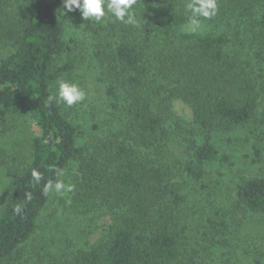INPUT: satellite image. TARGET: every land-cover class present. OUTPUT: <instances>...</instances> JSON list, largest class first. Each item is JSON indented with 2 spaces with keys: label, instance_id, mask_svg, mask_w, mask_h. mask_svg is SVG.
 Returning <instances> with one entry per match:
<instances>
[{
  "label": "trees",
  "instance_id": "trees-1",
  "mask_svg": "<svg viewBox=\"0 0 264 264\" xmlns=\"http://www.w3.org/2000/svg\"><path fill=\"white\" fill-rule=\"evenodd\" d=\"M184 4L137 0L139 25L106 15L85 21L80 34L88 40L71 39L107 68L96 106L103 136L83 138L62 106L48 99L52 83L75 66H54L67 48L62 0H25L13 49L0 57V107L21 108L39 132L31 161L3 203L0 264L30 240L51 194H43L44 183L73 160L87 169L84 195L99 199L111 224L97 245L53 264H211L213 244L204 238L187 247L171 206L183 200L180 181H203L221 158L218 134L253 116L264 90V0H217V15L202 18L197 33L186 29ZM0 26V33L11 32ZM174 98L190 106L191 118L174 111ZM33 168L42 174L40 184L32 180ZM237 196L244 208L264 214V172L239 182ZM16 205L23 206L19 214Z\"/></svg>",
  "mask_w": 264,
  "mask_h": 264
},
{
  "label": "rangeland",
  "instance_id": "rangeland-1",
  "mask_svg": "<svg viewBox=\"0 0 264 264\" xmlns=\"http://www.w3.org/2000/svg\"><path fill=\"white\" fill-rule=\"evenodd\" d=\"M1 1L0 22L11 32L0 33V57L13 49L14 30L20 20L17 12L25 7V0ZM63 13L67 48L55 57L54 66L74 62L73 70L58 77L79 83L87 96L70 108L60 105L76 122L83 138L101 137L104 130L99 134L98 129L102 114L96 106H100L99 99L103 96L100 78L103 72L106 76L107 68L92 49L78 48L71 41L73 37L80 42L88 40L87 33L80 34L86 20L78 11ZM261 66L264 69V63ZM56 80L51 85L53 92ZM172 104L178 115L191 118V108L185 101L174 98ZM38 132L21 108L0 107V215L7 194L31 161L32 139ZM220 133L216 141L221 158L207 167L203 181H180L178 192L183 200L171 208L180 219L177 222L187 247L197 246V241L202 243L204 238L205 244H213L210 248L213 254L207 258L211 264H245L254 257L264 260V214L247 210L237 196L239 182L264 172V90L256 95L253 116L246 125ZM81 164L73 160L63 169L62 179L72 184L73 190L50 194L30 240L1 264H53L61 259L69 260L106 237L111 217L103 210L104 205L99 207V199L84 195L80 182L87 169Z\"/></svg>",
  "mask_w": 264,
  "mask_h": 264
},
{
  "label": "clouds",
  "instance_id": "clouds-1",
  "mask_svg": "<svg viewBox=\"0 0 264 264\" xmlns=\"http://www.w3.org/2000/svg\"><path fill=\"white\" fill-rule=\"evenodd\" d=\"M137 0H62L64 11L71 13L78 11L81 18L86 21L100 22L106 15L126 25H139L141 19L137 17L134 9ZM217 0H185L184 12L186 17V29L191 33H197L202 26L203 19H211L217 15ZM87 93L79 83L73 82L65 77H58L55 82L54 94L49 96V102L55 101L66 107H72L83 102ZM55 181L49 179L43 185V194L55 192L65 194L73 190L72 184H66L65 171L56 168L54 171ZM35 184H40L42 174L33 168L31 172ZM25 198L31 200V193H25ZM17 214L22 212L23 206L16 205L13 209Z\"/></svg>",
  "mask_w": 264,
  "mask_h": 264
}]
</instances>
